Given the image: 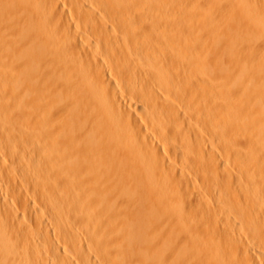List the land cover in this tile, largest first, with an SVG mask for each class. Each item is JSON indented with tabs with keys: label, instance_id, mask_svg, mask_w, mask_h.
<instances>
[{
	"label": "bare ground",
	"instance_id": "bare-ground-1",
	"mask_svg": "<svg viewBox=\"0 0 264 264\" xmlns=\"http://www.w3.org/2000/svg\"><path fill=\"white\" fill-rule=\"evenodd\" d=\"M0 264H264V0H0Z\"/></svg>",
	"mask_w": 264,
	"mask_h": 264
}]
</instances>
